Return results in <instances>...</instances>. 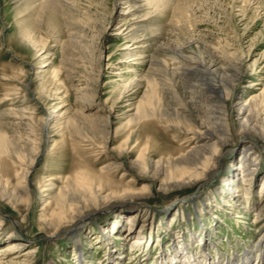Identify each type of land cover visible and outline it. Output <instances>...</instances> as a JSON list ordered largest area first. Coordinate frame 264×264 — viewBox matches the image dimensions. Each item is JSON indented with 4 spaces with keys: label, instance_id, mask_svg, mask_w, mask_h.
<instances>
[{
    "label": "rangeland",
    "instance_id": "374dc122",
    "mask_svg": "<svg viewBox=\"0 0 264 264\" xmlns=\"http://www.w3.org/2000/svg\"><path fill=\"white\" fill-rule=\"evenodd\" d=\"M18 1L28 2L0 0V113L13 108L18 116L21 117L22 113L29 116L30 121L27 118L20 121L18 116L9 119L11 126L5 137L18 142L24 157L32 156L34 146L39 147V154L25 182L29 201L0 200V261L6 262V254L3 255L6 247L18 240L21 247L26 245L23 250L34 251L30 264H155L154 258L160 253L166 259L173 253L178 254L176 248L182 240L188 243L185 251L202 264L195 257L201 250L197 240L201 238L207 242L206 254L214 248L221 256L223 254L216 260L217 264H222L224 258V262L229 259L234 262L233 257L241 262L247 250L251 264H255L258 254L254 246L263 235L264 212L259 216L249 212L243 215L240 208L244 204L232 200L233 197L225 199L226 196L219 191L223 186L220 178L225 176L226 167L230 172L234 167L238 181L243 186L246 184L245 178L242 179L241 165H237L238 162L234 164L230 156L237 153L240 158L237 149L242 143L240 138L246 136L240 133L235 116L238 104L229 98L224 102L231 126L230 137L217 155L214 170H208L206 178L193 183L167 185L169 180L154 167L159 160L176 157L190 149L192 142L188 141L189 136L174 128L167 129L158 118L135 120L140 109H150L155 105L154 100L148 101V105H144L142 100L147 86L146 77L153 79L155 84L158 82L156 89L164 110L182 103L191 105L193 99L198 108L205 110L204 103L210 102L208 98L212 97L207 86L212 81L218 85L222 72L231 75L238 66L241 69L237 77L223 80L232 86V95L242 92L246 100L252 98L259 106L261 119H264V96L261 95L264 91V0H162L163 11L155 12L154 16H150L151 10L145 7L141 12L126 11L125 5L120 4L121 0H73L71 7L64 10L65 16L86 29L87 41H95L100 50L98 98L83 105L93 109L95 113H86L93 114L92 118L109 117L106 148H101L98 134L89 133L90 127L83 133L87 136L84 142L72 131L71 122L80 111L72 84L62 70L65 25L61 24L56 33H51L46 20L39 28L37 14L31 12L30 7L22 5L17 8ZM142 1L137 0L138 6L144 3ZM145 16L149 17L147 21L142 20ZM27 25L36 29L35 48L33 45L26 49L20 47V31ZM123 27L130 28L128 31L136 30V38L126 40L122 34ZM42 45V53L47 52L48 55L40 59L41 53L37 50ZM166 51L183 56L182 65L178 61L172 62ZM175 67L182 70L181 75L172 76ZM214 69L216 73L212 72ZM150 73L159 79L155 82ZM161 79L173 88L163 90ZM11 94L15 96L5 98ZM52 111L58 113L59 120L49 129L48 139L41 141L40 121ZM1 120L6 122L0 116ZM246 137L251 138L245 142L251 144L252 152L263 159H260L259 173L248 182L253 183L252 193L246 195L247 188H243L242 193L234 196L251 201L252 207L260 202L259 198L261 203L264 198L259 194V184L264 175V134L252 132ZM146 145L148 160L144 162L147 165L144 169L135 163ZM122 147L127 148V156L118 154ZM11 156L0 159V182L16 185L20 181L16 175L24 167L21 165H25L26 159L18 162ZM82 176L100 190L99 195L103 198L99 204L102 207L100 211L115 210L114 206H123L124 211L112 219L113 212L101 211L102 214L86 220L79 233L68 234V226L71 225L66 221H62L58 228L49 226L53 215L59 213L54 197L59 190L71 184L76 192ZM49 180L54 188L43 203L40 202L39 188ZM202 185L205 186L201 188ZM199 188L201 193L196 195ZM229 192L232 193L231 190ZM70 194L73 199L84 200L78 193L70 191ZM107 196L112 197L109 202L106 201ZM192 197H199L193 206L181 204L182 200H194ZM71 199L68 197L66 200L68 209L75 206L73 201L70 203ZM86 204L90 202L83 204V208L90 207ZM90 210L92 208L84 212L83 218ZM239 214L241 218H238ZM130 229L133 234L146 232L150 237L134 254L132 246L137 235L131 240L123 237ZM181 253L177 256H182ZM146 256L148 259L141 258Z\"/></svg>",
    "mask_w": 264,
    "mask_h": 264
},
{
    "label": "bare ground",
    "instance_id": "6f19581e",
    "mask_svg": "<svg viewBox=\"0 0 264 264\" xmlns=\"http://www.w3.org/2000/svg\"><path fill=\"white\" fill-rule=\"evenodd\" d=\"M67 2H64L63 0H28L27 3L25 2H16L18 5L17 8L20 9V7L23 5L27 8L30 7V11L37 14V18H39L38 25L39 28H42V25L44 24V21L48 20L47 25L49 26V31L51 33H56L58 29L61 27V24H63L64 28V34L66 35V40L62 43V70L66 74V79L72 84V89L75 92L76 95V103L79 106V113L77 116H74L71 124L72 131L82 137L81 142H84L86 139V134H83L84 132H88L87 127H90L92 133L98 134L102 141V144H100L101 148H106L107 146V136H108V126H109V117L106 118H92L94 117L93 114H86V113H95L93 112V109L89 106L83 105L86 102L96 100L98 98L99 94V87H98V78L100 77V71H99V58H100V50L97 49L96 42L93 41L90 43L87 41L86 34L88 33L86 29L82 28L81 26H78L76 23L71 22L68 17L65 16L64 10L71 7L73 0ZM117 1V0H116ZM141 1V0H140ZM144 3H141L140 6H138L137 0H121L122 5H125V10H136L141 12L143 7L145 9H150V16H152L157 11H163V7H161L162 0H144L142 1ZM23 8V7H22ZM125 11V12H126ZM126 14V13H125ZM131 15V12L129 13ZM156 15V14H155ZM148 16V15H147ZM145 16L146 18L142 19L146 21L149 19V17ZM154 16V15H153ZM127 19V18H126ZM140 21V20H139ZM30 22V21H29ZM144 23V22H143ZM32 24V23H31ZM126 24V23H125ZM34 25V24H33ZM125 26V25H124ZM34 28H36L34 26ZM124 28V27H123ZM127 29L130 28H124L122 30V34L125 39L133 38L137 34V31H128ZM134 29V28H133ZM137 29V28H136ZM145 29V28H144ZM36 29L30 28V25H27L24 29L20 31V47L26 49L27 46H35L37 44V39L35 37V31ZM139 30V29H138ZM61 31V30H60ZM90 33V32H89ZM137 36V35H136ZM65 38V37H64ZM136 38V37H135ZM156 39V38H155ZM160 39V38H159ZM131 40V39H130ZM157 40V39H156ZM28 42V43H26ZM43 44V41L40 40ZM157 42V41H156ZM26 43V44H25ZM138 47H136L134 50H136ZM163 48V46H162ZM44 45L40 46V48L37 50L38 53H41L38 58L42 59L46 57L48 54L47 52H43ZM97 49V50H95ZM168 51V50H167ZM166 53H169L167 52ZM132 52V51H131ZM44 54V56H43ZM169 56L171 57L172 62H177L178 64L182 65L184 62V57L177 54L176 52L169 53ZM41 61V60H40ZM153 66V64H151ZM187 66V65H186ZM205 67V66H204ZM240 67H235L233 70V74H225L222 72L221 77H219L218 85L214 84L215 81H212L211 85H208V90L210 91L211 98H208L211 100L210 102H205V110L202 109V107L198 108L194 99L193 103L190 105V103H182L180 106H176V108L173 109H167L164 110V105L161 103L160 95L157 92V85L159 78H156L153 76V73H150V76H153L155 79L154 83L153 79H149V77H146V89L144 91L143 95V103L144 105H148V101H155V105L151 107L150 109H140L136 117L137 121H141L143 118H155L160 123H164V126L168 128H174L178 131H183L185 135L189 136L187 139L188 141L192 142V146L190 149L185 151L184 153L179 154L176 157H169L166 160H159L155 163V170L163 174V177L168 179L169 184H180V183H193V182H199L202 178H206V174L208 170L213 171L216 163L215 160L218 158L217 155L219 152H221V148H224L225 143L228 142V138L230 137L229 133L231 132V126L229 124L228 119V111L227 107L225 106V103L227 101V98L229 100H233V103L238 104L239 110L235 113V116L237 118V122L240 128V133L242 135H249L252 132L254 133H260V135L264 134L263 126H264V119H261V111L259 110V106L255 104L254 100L252 98L245 99V96L243 93H239L238 95H232L231 94V85L227 84L226 81L230 79H234L237 77L238 73L240 72ZM173 70V69H172ZM206 70L208 72V69L206 67ZM212 70L213 73H216ZM211 71V69H210ZM177 73H182V70L179 67H175V69L172 71V76H174ZM209 73V72H208ZM165 74V73H164ZM205 74V73H204ZM211 74V73H210ZM209 74V75H210ZM166 77L169 76V74L165 75ZM171 76V74H170ZM175 78V77H174ZM226 78L225 80H223ZM166 79V78H165ZM216 80V79H215ZM160 84L163 83V79L159 80ZM167 80H165L166 82ZM170 81V79L168 80ZM167 81V82H168ZM229 83V82H228ZM140 85V84H137ZM161 86L164 89H167V87L172 89L173 85L169 86L166 84H161ZM264 96V91L261 94ZM10 96H15L14 94L7 95L5 98H8ZM194 97V96H193ZM180 98V97H179ZM27 99V98H26ZM6 102V101H4ZM204 102V101H203ZM194 107V108H192ZM195 107L197 108L196 111ZM194 109V110H193ZM23 112V110H22ZM78 112V111H77ZM111 114V113H109ZM0 116L2 118H5L4 120H1L0 127H2V132L5 131V133H0V159L2 157H7L8 155H12L14 157V160L18 162H24L25 165L20 169V172L17 173L16 177L17 179H20V181H17L16 185L11 184H2L0 182V200L5 199L6 201H18V202H24L27 203L29 201V195L25 187L26 179L29 176L30 171L32 170L33 164L36 161V158L38 156V146L32 147V156L27 158L26 156L22 155V151H20L18 142L16 143L12 139H8L5 136L8 135V127L11 126V123L9 122V119L14 118L15 116H18L17 113L14 112L13 108H8L7 110L0 113ZM31 116V115H30ZM17 118V117H16ZM27 118L28 121H30L29 116H24L22 113V116H18V119L24 120ZM59 120V115L56 111L47 112L45 116L42 117L40 121V132L42 134V139H48L49 137V129L53 127L54 123ZM132 120V119H131ZM154 122V121H152ZM18 123V122H17ZM15 123V124H17ZM158 123V122H157ZM12 134H14L12 131H10ZM85 136V137H84ZM96 136V135H92ZM91 136V137H92ZM243 136L241 137L242 143H240L239 149H237V152L240 151V158L237 157V153L230 155L232 161H234V164L237 163V165H241L242 167V179L246 184L243 186L241 184V181H238V176L236 175V172H234V167H232V171L230 172L228 167H226L224 170L225 176L220 178L221 182L223 183L221 187H219L220 194L225 195L226 198L233 197L232 200L236 199L237 202H241L244 204L243 206H247L243 208V206L240 208V211L243 212L245 215L249 212V214L254 213L257 214V216L260 215V213L264 212V198H259L257 204L254 206H250L249 200L242 199L239 200V198H235V193H242L244 190L243 188H247L245 190V194H251L253 189V183H248L253 178L254 174H258L257 170H259V166L261 165L260 159L261 156H257L252 151L253 149L250 147L249 143L245 142L246 139H251L250 137ZM11 140V141H10ZM14 143H13V142ZM89 141V140H88ZM128 145V142L126 143ZM15 146V147H14ZM104 146V147H103ZM100 148V146H99ZM148 150L147 145L144 149H142V153L136 161V165L142 166L144 169L147 168L146 162L148 160L147 154L145 153ZM34 152V153H33ZM118 154H122L123 156H127V148L122 147L117 151ZM11 156V157H12ZM23 157V158H21ZM28 159V160H27ZM236 161V162H235ZM142 164V165H141ZM233 164V162H232ZM240 167V166H239ZM262 168V167H261ZM142 169V168H141ZM229 172V173H228ZM235 175V177L233 176ZM223 176V175H222ZM251 177V178H250ZM242 180V182H243ZM52 181H47L43 188L40 189V202L47 201L48 197H50L51 192L54 188V184H52ZM90 181L87 179V177L82 176L76 192L72 188L71 185H67L64 190H59V193L54 197V200L56 202V205L59 207V213H55L53 215V219L50 220L48 223L49 226L54 225L55 228H58V226L62 223V221H66L67 223H70L71 226H68V234H74L80 230L83 229V224L86 223V220H89V218H94L95 216H98L99 213L102 214V212H113L111 215V218H117L119 217V213L123 209V206H114L115 210H109L107 208L106 211H100V208H102L99 204L103 201V198L100 197L99 192L100 190L95 187L92 184H89ZM166 186V185H165ZM205 185H202L201 188H203ZM223 187H226V190H224ZM195 193L196 195L201 193L200 190ZM229 190L232 191L229 192ZM259 194L260 197L264 196V175L261 178L260 184H259ZM70 191L73 192V194L78 193V196L81 197L84 200L78 201L77 199H73L70 194ZM218 191V192H219ZM46 192H49V194H46ZM217 192V191H216ZM77 196V197H78ZM70 197L72 203L75 205L74 209H68L69 206L68 203H66L67 198ZM76 197V198H77ZM107 202L108 200H111L112 197L107 196ZM200 197V196H199ZM199 197H192L193 199L189 200H182L181 204L189 203L190 205H194L196 203L197 199ZM196 200V201H195ZM252 200V199H251ZM186 201V202H183ZM254 201V200H253ZM90 202V204H86V206H90L88 208H83V204ZM106 202V203H107ZM104 203L103 205H105ZM175 204L170 205L168 208L169 211L172 210ZM92 208V210L88 211V215L86 218H83L84 212ZM104 208V207H103ZM96 209V210H95ZM126 210V209H125ZM244 210V211H243ZM100 211V212H99ZM128 211V209H127ZM228 211V210H227ZM167 212V211H166ZM173 212V211H172ZM214 219L217 217L214 216ZM241 218L240 214L239 217ZM258 218V217H257ZM1 226V225H0ZM103 231V230H102ZM133 230H128V232L124 233L125 238L127 240H131L134 238V235H137L134 240V244L132 246L133 252L132 254L136 253V251H139L141 247H143L146 242L150 239L149 236H147L146 232H138L137 234H133ZM81 232V231H80ZM103 232L107 234H112L111 231L104 230ZM79 233V232H78ZM67 234V233H66ZM161 234V233H160ZM262 236H260L255 243V253L259 257H257V262L255 264H264V231L262 232ZM153 236V234H152ZM103 237V235H102ZM201 237V236H200ZM204 237V236H203ZM107 240V237L104 239ZM178 240V239H177ZM198 245H200V252L195 257H197L202 264H217L216 260L221 259V254L219 251L212 245V251H210V254H206V251L204 249H207L208 246L206 240L202 241L203 239L198 238ZM18 241V240H17ZM12 241L8 246L6 247V257L4 258L6 262L2 263L0 261V264H30L31 260L33 259L34 251L32 249L23 250V248L26 246H22L20 242L18 241ZM180 245L176 248V250L181 253L182 256H177L178 254H174L169 256L168 259L163 257V253H160L157 257L154 255V263L155 264H199V261H194L192 254L185 251V247L188 243L183 242L182 240L179 241ZM98 244V243H97ZM203 245V248L201 247ZM137 249V250H136ZM245 251V250H244ZM18 254V256H17ZM165 256V255H164ZM245 258L241 259L242 261H239V258L233 257V261L231 259L225 261V258L223 259L222 264H251V258L249 256L248 250L244 253ZM151 257V254L148 255V258ZM152 257V258H153ZM192 257V258H191ZM142 259L147 258L141 257ZM147 258V259H148ZM232 258V257H231ZM20 260L17 262V260ZM22 259V260H21ZM151 259V258H150ZM139 261V260H138ZM166 261V262H165ZM236 261V262H235ZM153 263V261H152Z\"/></svg>",
    "mask_w": 264,
    "mask_h": 264
}]
</instances>
